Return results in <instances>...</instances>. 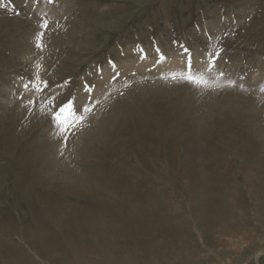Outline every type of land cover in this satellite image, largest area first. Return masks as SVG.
<instances>
[{
    "label": "rangeland",
    "instance_id": "1",
    "mask_svg": "<svg viewBox=\"0 0 264 264\" xmlns=\"http://www.w3.org/2000/svg\"><path fill=\"white\" fill-rule=\"evenodd\" d=\"M42 19L49 28L41 52L34 33ZM209 43L224 48L217 67L247 91L160 79L186 68L181 44L203 69L197 61ZM156 47L166 56L160 64ZM37 72L57 105L73 95L85 102L81 85L95 84L88 102L99 103L67 147L39 114L44 97L23 89ZM261 84L264 0L0 7L2 264H264ZM130 213L156 243L127 250L107 241L105 228L119 238L134 230V221L122 224Z\"/></svg>",
    "mask_w": 264,
    "mask_h": 264
},
{
    "label": "snow or ice",
    "instance_id": "2",
    "mask_svg": "<svg viewBox=\"0 0 264 264\" xmlns=\"http://www.w3.org/2000/svg\"><path fill=\"white\" fill-rule=\"evenodd\" d=\"M40 2L41 0H31L33 10H35L36 5ZM10 3L11 0H7V2L0 0V7L7 9ZM28 3L29 0H25V6H27ZM43 3L53 4L55 3V0H43ZM12 7L15 12V5L13 4ZM16 14L18 15L19 12H16ZM46 15L47 14L45 13L44 16ZM37 23L38 29L34 33V46L42 52L45 47L43 44V37L45 35V31L49 28V22L47 19H42L38 20ZM208 40H212L211 35L208 36ZM173 43L176 42L174 41ZM180 47L182 48L183 53H187L186 68L179 71H173L168 74H161L160 79L165 81L171 80L172 82L177 83L183 82L195 89H200L201 91L236 88L237 86L241 91L248 90L243 84L237 85V81L230 78V75L226 70H222L217 67V61L223 60L222 53L224 48L222 46L217 47L215 44L209 43L208 49L204 54V59H198L197 61L198 63H206V66L199 70L193 68L192 54L189 48L184 47L182 44ZM139 51L144 53L143 48H140ZM155 52L159 57L156 64L164 62L166 56L161 52V49L156 47ZM145 58L146 54L140 56V59ZM224 62L226 63V61ZM108 63L115 73L111 79L115 80L120 73L116 71V64L113 61L109 60ZM37 67H39V65ZM97 71L101 70L97 69ZM240 79L242 80L244 77L241 76ZM68 83H70V81H65L63 85H58L57 87L62 89ZM22 86L25 92L32 91L35 95L44 97V100L39 102V114L41 117L47 116L49 118V123L54 127L55 133L61 139L63 147H67L69 136L73 135L75 130L83 127L87 114L90 113L96 104L99 103L98 100L91 103L88 102L91 101V94L95 88V84L87 81L81 85L82 90L88 94L85 97V102H79L77 96L73 95L69 97L67 101L59 105L56 103V94L45 92V90L49 87L48 81L42 79L38 72L35 74V80L29 79V81L27 83H23ZM127 86L128 85L125 84V87ZM259 91L264 93V84L259 86ZM25 107L32 112L37 108V101L29 98ZM61 155H63V151H61Z\"/></svg>",
    "mask_w": 264,
    "mask_h": 264
},
{
    "label": "bare ground",
    "instance_id": "3",
    "mask_svg": "<svg viewBox=\"0 0 264 264\" xmlns=\"http://www.w3.org/2000/svg\"><path fill=\"white\" fill-rule=\"evenodd\" d=\"M140 63V62H139ZM100 94V93H99ZM97 96V95H96ZM173 200H175V199H172V201ZM139 201V200H138ZM108 202H110V199L108 200ZM112 204V203H111ZM114 208V207H113ZM113 211H115L114 209H113ZM147 213V212H146ZM148 215V214H147ZM151 215V214H150ZM130 218H128V219H126L125 220V222H123L124 220H122V224H124V223H127V222H131V221H134V233H133V231L130 233V234H128V233H124V235L123 236H121V238H119V237H117V236H113V232H111V231H108V230H106V228H105V231H106V234L105 233H103V235L105 234V236H107L108 237V235L107 234H109V238H108V240L107 241H111V240H116V242L118 243V242H120V244H121V246H122V248L124 247L125 249H132V248H140L141 246H148V245H151V244H153V243H156V242H153L154 240H155V237H151V236H149V235H147V234H144V232H145V226L144 227H139L138 226V222L139 221H137V219H136V215H134L133 213H130ZM143 218V217H142ZM142 218H141V221H142ZM114 221L116 222V221H118V219H119V222L121 221V219H120V217H114ZM145 225H146V223H145ZM160 225V224H159ZM162 225V224H161ZM131 229V228H130ZM98 231H103V229H97ZM158 230H160V231H158ZM157 231H158V235H160V236H163V231L161 230V227H158L157 226ZM88 232V231H87ZM89 232H94L93 230H89ZM101 232H99V233H101ZM165 233V236H169V235H171V234H168L167 232H164ZM134 234V236H136V237H140V239H135V238H133V235ZM101 235V234H100ZM110 237H114V239H112V238H110ZM245 238V237H244ZM102 239V238H101ZM172 240V239H171ZM105 242V241H104ZM148 244V245H147ZM138 246H140V247H138ZM143 253V252H142ZM145 253V252H144ZM146 254V253H145Z\"/></svg>",
    "mask_w": 264,
    "mask_h": 264
},
{
    "label": "crops",
    "instance_id": "4",
    "mask_svg": "<svg viewBox=\"0 0 264 264\" xmlns=\"http://www.w3.org/2000/svg\"><path fill=\"white\" fill-rule=\"evenodd\" d=\"M0 264H2V261L0 260Z\"/></svg>",
    "mask_w": 264,
    "mask_h": 264
}]
</instances>
